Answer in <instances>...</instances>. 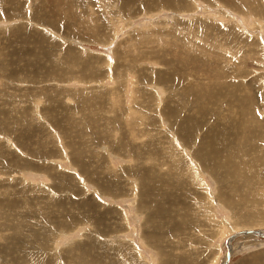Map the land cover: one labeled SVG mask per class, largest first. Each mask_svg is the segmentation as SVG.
<instances>
[{
  "label": "rangeland",
  "instance_id": "1",
  "mask_svg": "<svg viewBox=\"0 0 264 264\" xmlns=\"http://www.w3.org/2000/svg\"><path fill=\"white\" fill-rule=\"evenodd\" d=\"M243 230L264 0H0V264H221Z\"/></svg>",
  "mask_w": 264,
  "mask_h": 264
},
{
  "label": "bare ground",
  "instance_id": "2",
  "mask_svg": "<svg viewBox=\"0 0 264 264\" xmlns=\"http://www.w3.org/2000/svg\"><path fill=\"white\" fill-rule=\"evenodd\" d=\"M246 178H247V176H246ZM243 235H257V236L264 238V232H262V231L260 232V231H254V230H243V231H238V232L234 233L232 236H230L226 240L227 251H226L225 259L221 264H228L230 262L231 257H232V249H231L230 243L235 238H237L239 236H243Z\"/></svg>",
  "mask_w": 264,
  "mask_h": 264
}]
</instances>
